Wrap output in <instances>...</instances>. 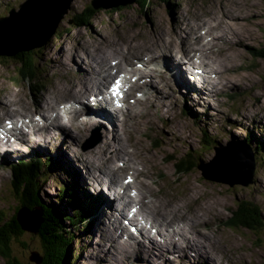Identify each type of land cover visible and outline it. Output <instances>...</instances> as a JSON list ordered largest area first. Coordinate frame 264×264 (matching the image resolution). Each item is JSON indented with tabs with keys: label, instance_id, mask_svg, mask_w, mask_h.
I'll return each instance as SVG.
<instances>
[{
	"label": "rangeland",
	"instance_id": "obj_1",
	"mask_svg": "<svg viewBox=\"0 0 264 264\" xmlns=\"http://www.w3.org/2000/svg\"><path fill=\"white\" fill-rule=\"evenodd\" d=\"M7 1L8 6H11L13 1L20 4L24 0H0V13L8 12L7 9L3 10ZM89 13L92 16L86 17L88 19L86 22L73 24L72 20L80 19L83 14ZM197 23L201 25L199 28H196ZM55 31V33H62L60 39L55 38V34H51L52 36L50 35L47 43L45 42L43 46L20 51V55L24 56L22 58L0 54V118L2 120L5 117H10L6 112H1L5 102H20L21 104L14 103L11 106L12 116L17 115V118H24V114L33 112L34 107H41L45 102L44 99L49 96L57 95V100L60 103L65 98L71 97L72 93L69 88L73 89L76 86L73 80L79 75L76 65L79 64L82 68L86 66L78 63L77 57L84 64L88 63V67L91 65V68L97 70L95 56L98 53L103 57V66L100 72L95 75L99 77L102 73V79H107L108 74L112 73L110 68L117 67L119 70L122 67L125 60L123 54L128 50L130 44H135L141 51L140 54L143 55L149 52V49H155L161 44L172 46L182 44L180 49H183L185 48L183 42L188 39L196 49L203 46L205 50H208L197 53L195 52L197 50L191 48V54L197 56L194 61L206 63L207 67L212 65L219 70L217 75L216 69L209 67L211 69L209 72H213L211 73L212 78L209 79L214 82L213 86L216 87V92H212L201 83L202 88L195 96H191L190 93L188 96L179 91L171 93L173 98L171 106L175 104L174 107L184 108L189 112L188 108L191 105L198 112L203 113L199 117L200 119L190 118L198 125V131L194 132L188 128V121L185 118L177 120L173 118L168 105L163 109L164 97L169 91L159 87L157 83H153L155 88H144L143 81H141L142 85L140 84V89L136 92L143 99V104L140 103L138 106L137 102L133 105L137 119L141 120L138 121L136 130L134 128L135 121L132 119L126 125V128L132 133L131 135L128 131L132 136L131 140L125 142L126 130L124 129L119 130L122 135H118V121L115 117L116 126L112 133L119 140L124 141L123 146L136 150V159L134 158L132 162L128 164L121 159L114 158L116 164L113 166L115 169L118 165L125 166L123 177L127 176L126 170L128 172L131 170L129 168H132L135 178L130 180L132 183L128 189L133 185L135 187L132 188L136 190H138L137 187L139 188L138 203L142 207V211H147L154 217V222L159 223L158 225L162 227H167V223L180 227L181 225L175 223L183 218L185 210L193 213L194 223L182 225L184 227L179 228L182 233L179 234L182 236L179 239L183 241H178V244L183 248L184 241L188 243L189 241H201L193 247L200 249V252L206 248L209 253L207 256L209 261L203 254L200 257L198 255L187 256L191 258L188 260L185 257L188 253H184V251L177 256H166V259L163 258V253L156 252L154 254L158 255L149 256L142 252L140 256L142 260H138L140 258L135 257L138 253L136 248H132L130 253L122 252V249L130 248L129 243H117L123 237L111 241L107 239L104 243L102 222L106 212L102 217L103 211L99 212V218L93 228L92 236L94 238L89 240L91 239L89 228L86 231L87 238L80 233L82 230L80 229V236L71 244V253L75 247H78L80 240V243L85 246L81 264H98L99 259H102L99 261L101 264H207V262L213 261L215 262L213 264H264V228L255 230L240 221L239 218L238 221L232 219V216L241 209L242 202L249 200L253 202L254 207H257L258 222L264 221V54L259 56V53L255 51L264 49V0H134L126 5L111 6L107 9L103 6L93 9L91 0H71L67 13ZM139 33L143 35L141 40ZM174 33L177 35L175 38L172 36ZM216 34L218 36L214 37ZM212 42L217 44L211 47ZM98 44L99 50L96 48ZM156 53L163 58L162 53ZM87 56L90 64L87 61ZM137 56L133 57L132 62L135 58L137 59ZM185 56L182 51L181 57L186 64ZM147 57L149 56L145 55L144 58ZM111 58L118 62L111 64ZM22 59L25 62H22ZM154 63L151 66L144 65L143 71L152 76L154 80H159V76L168 78L165 68L156 61ZM220 63L224 70L221 69ZM33 65L37 68L32 69ZM189 65L192 66L188 63L187 67ZM129 68H136V64H132ZM130 69L128 71H132ZM161 70L163 72L159 75ZM70 76H76V78L71 77V79ZM94 81L84 85V88H88ZM209 84L211 85V81ZM57 85L64 86L65 92L59 90ZM108 86L109 84L101 85V92L108 90ZM76 88L78 87L76 86ZM175 93H179L180 96ZM65 95L66 97H64ZM147 95L148 102L145 100ZM92 98L93 96H91ZM83 99L74 101L73 107L69 106L71 108L65 109L64 106L61 111L64 115L62 118L67 119L75 108L82 110L81 103L89 102V99ZM11 103L8 104V107ZM45 107L44 103L42 108ZM90 108L96 110L93 104H90ZM152 108L158 114L151 112ZM129 115L131 118L130 112ZM164 116L166 123L161 121V117ZM24 120L28 121L29 119ZM78 121L83 124L82 119ZM40 124L44 131L39 133V136H45L44 142L39 140V145L38 143L24 144L14 141L18 146L11 149V153L14 155L7 158L6 156L9 154H0V163L6 160V164L0 166V202L3 196L2 192L6 191V184L12 181V162L17 158L31 159L36 151H39L40 157L55 158V160L53 159L55 167H51L49 174L46 175L47 178L43 179L41 197L44 202L49 204L55 199L59 189L58 181L65 178L69 181L70 176L73 175L74 177L70 181L77 180L78 185L88 186L90 191L100 194L101 190L97 192L94 188L101 189L99 185H102V177L108 175L99 170H92L89 163L83 161V152L92 150L99 153L103 144L107 146L106 138L109 135H104V133H110V127L103 128L102 121L92 120L84 126L86 128L80 127L78 132L76 130L72 134L73 138L72 135L65 136L58 129L54 130L55 134L57 133L55 135L49 132L48 123L40 121ZM122 124L125 127L126 121ZM195 124L194 126H196ZM154 126H159L160 131ZM75 127L79 126L74 125L71 130L74 131ZM139 127H142L141 130ZM202 127L208 129L204 136L207 141L200 136ZM66 129L70 128L66 127ZM86 129L89 130L86 132ZM249 130H252V135H254L248 149L255 158L252 180L250 177H244L246 179L241 181L245 184L243 185L241 182L240 184H224L222 181L216 182L208 179L204 174V168L206 170L212 169L211 167L217 169L222 165L219 152L211 147L214 145L211 142L220 140V144L234 147V153L237 151L241 157L245 158L243 152L246 151V148L243 149L239 144L242 145L243 142L247 145L244 136ZM33 133H36V129ZM154 136L160 138L155 141L160 145L159 149L150 143L153 142ZM92 137L97 146L95 148H89L92 143L87 141ZM2 147L0 145V150ZM191 150L190 158H187V161H181L183 165H180L181 173H178L177 160L174 161L171 158H179ZM15 153L23 154L14 157ZM139 154L147 155L149 159L139 162L137 160ZM166 157L170 159L167 160ZM216 160L218 163H215ZM198 161L200 162L199 166ZM238 165L240 164L231 163L229 170L230 168L232 170L228 175L237 173ZM42 169L44 168H40L41 171ZM87 169L90 174L87 173ZM91 175L96 178L91 179ZM134 180L135 182H133ZM142 180L156 191V194L152 196L157 201L150 200L149 202L148 197H151V193L144 188ZM145 192H147V196ZM107 196L109 195L106 194V200H108ZM89 201L93 203L92 199ZM162 205L165 206L160 207ZM5 206L9 205L5 204ZM2 207L0 204V208ZM14 210L15 208H13ZM159 212L161 215H158ZM177 213L181 215L178 217ZM168 215L172 216L166 220ZM259 217H261L260 220ZM123 223L125 224V220ZM125 229L128 230V227ZM160 232L166 234L165 236L169 234L165 231ZM26 233L29 246L25 248L18 245L17 247V255L21 260L24 258L29 260V256L33 254L35 248L40 247L36 237L33 238L31 232ZM189 234H192L193 237L191 238ZM130 238L132 240L129 239V241L132 245L138 241L132 235ZM158 241H162V239L160 238ZM175 242L174 239V244ZM208 243L213 246L209 247ZM188 246L183 249H188ZM117 249H121L119 255L115 253ZM77 253L75 254L76 259ZM159 256L162 257L157 259L156 257ZM4 263V258L0 255V264Z\"/></svg>",
	"mask_w": 264,
	"mask_h": 264
},
{
	"label": "bare ground",
	"instance_id": "obj_2",
	"mask_svg": "<svg viewBox=\"0 0 264 264\" xmlns=\"http://www.w3.org/2000/svg\"><path fill=\"white\" fill-rule=\"evenodd\" d=\"M122 5H126V4H122ZM118 6H120V5H118ZM200 26H201L200 23H197L196 28H199ZM219 26H220V24H219ZM219 32H221V31H219ZM172 36L174 38L177 37V35L175 33L172 34ZM217 36L218 35L216 34L214 37H217ZM142 37H143V35L141 33H139V39L140 40L142 39ZM216 44L217 43L212 42L210 46L212 47ZM178 45L179 46H177V44H175V46H172L170 44H161V45L157 46L155 49H149V52H153V53H149L146 51L147 53L142 55V54H140L141 51L137 49L135 44H130V47L128 48V50L123 54V58L125 60L123 61L122 67L119 68V70L117 67L110 68V70L112 71L113 74L109 73L107 79H102V73L99 77H97L95 75V73L100 72V70L103 66V57H101L98 53L95 56V62L97 63V66H98L97 70L94 68H91V65H89V67H88L87 66L88 63L84 64V62L79 61V58L77 57L78 63H81L83 66H85V65L86 66H85V68H82L81 66H79V64H77L76 70H77V73L79 74L78 77L77 78H76V76H70L69 77V78L72 77L73 79L76 78L73 81H75L74 84L78 87V88H76V86H75L74 88H76V89L69 88V90L71 91L70 93H72L71 97L65 98L64 101H62L60 103L57 100L58 99L57 95L49 96V98L44 99V101H45L44 103L46 105L45 108H42V106L44 104L43 103L41 107H34L33 112L28 113V114H24L23 116L26 118H29L30 116H32L34 114H37V113L40 114V112H43L42 117L44 119H47L50 122H53V124H51V126L59 127L60 132L63 130L65 133V136L72 135L76 132L77 128L80 127V124H79L80 122L78 121L79 119H82L83 126L88 125L90 121L94 120L97 122L102 121V127L103 128L110 127V129H109L110 133L105 132V134L109 135L108 138H106V140L108 142L107 146H106V144L105 145L103 144L102 149L100 150L99 153H95L92 150L90 152H86V151L83 152V154H84L83 155L84 156L83 161L88 162L89 166L91 167L92 170H99V171H102V173H105L106 175H108L107 177H102V180H101L102 185H99V187L102 186V188H101L102 192H104L106 194L105 191L107 190V194L109 195V196H107L108 200H102L103 203L101 204L100 210H99V211H103L102 217H103L104 213L106 212L105 219L102 222V239H103L104 243L106 242L107 239L109 241H111L112 239L114 240V239L119 238V237H121V239H122V237H123L122 240H120V241L117 240L118 241L117 243H119V244L129 243L130 248L126 247L125 249H122V252L130 253L132 251V248H136V250L138 251V253L135 256L136 258H140L142 252H143V254L145 253V254H148L149 256H153V255L156 256L158 254H154V253L158 252L159 254L163 253L164 254L163 258L166 259V256H168V257L170 255H176L177 256V255H180L184 251V253H188L185 255V257L188 260H190L191 258H188L187 256H191V255L197 256L198 255L200 257V255L203 254L207 258V261H209V259L207 257L209 255V253H208L206 248H204L200 252V249L193 247L201 241H189V243L184 241L183 248L187 247L188 245L191 246V247L188 246V249H183L177 243L178 241H183L182 239H179V237H182L179 235V234H182L179 231V228H182L185 225H192L194 223L193 222L194 221L193 213L187 212L188 210L183 209L186 211L185 215L183 216V218L179 222L175 223L177 225H181L180 227L173 226L171 224L169 225V223H167V227H162L161 225H158L159 223L154 222L153 216H151L147 211H145V212L142 211V207H140V205L138 203V199L140 197L139 188L137 187V189L139 190L138 191V190L132 188V187H135V185H133L130 189H128V187H130L131 183H132V182L130 183V180L132 178H135L132 168L130 167L129 169H131V170L128 172L126 170L127 176L125 175L123 177L125 166L118 165L116 169L113 166L114 164H116V162L114 161V158L121 159L128 164L130 162H132L134 160V158L136 159V157H135L136 150L135 149H129L128 147L123 146L124 141L119 140L117 137L114 136V134L112 135V133H113L115 126H116V122H114V117H115V119L118 121V135L121 136L122 132L120 134L119 130L124 129V130H126L125 142L128 141L129 139L131 140L132 133H131V131H129L126 128V125L130 122L129 120L132 119L133 121H135L134 128L136 130V128L138 127V121L141 120V119H137V116L135 115V111H133V109H134L133 105L134 104H137V102H138V106L140 105V103L143 104V99L141 97H139L137 95L138 92H136L138 89H140L141 81H143V85L142 84L141 85L144 86V88L145 87L146 88H150V87L155 88L153 83H157V85L159 87L165 88L167 91H169L170 94L172 92L179 91V92L186 93L188 96H189V93L191 96L192 95L195 96L196 93L200 92L199 89L202 88L201 83H203V85L208 87V89L211 90L212 92H216V87L213 86L214 82L212 81V79H209V81H211V85L210 84L207 85L206 81H208V80L206 78L205 79H203L202 77L200 78L199 75H196L195 73L194 74L188 73L186 71L184 62L182 61V57H181V53L183 51L185 53V55L189 59H191V61H194V59L197 58V56H194V54H191V52H190L191 48L197 50V51H195L197 53H200L203 51L207 52L208 50H205L203 48V46H200V47H198V49H196L193 44H190L188 39H186V41L183 42V45H185V48L180 49L182 44L181 45L178 44ZM96 48L99 50V44L97 45ZM156 52L162 53L163 58L159 57ZM171 53L173 54V56ZM137 54H140V55L137 56ZM145 55H148L149 57L144 58ZM134 56L135 57L137 56V59L135 58L134 61L132 62V59ZM111 60H112L111 64L118 62V60H114L113 58H111ZM87 61L90 64V60H89L88 56H87ZM154 61L160 63L169 72V75L170 74L172 75V76L170 75V77L173 80V82H171V80L168 78H162V76H159V80L158 79L154 80L152 78V76L147 75V73H145L141 67H136L134 69L129 68V66H131L132 64H144V65H150L151 66L154 63ZM193 63L197 64V66L200 68L203 67V69L205 70L204 73L207 74L209 78H212L211 73H213V72H209L211 70L209 67H214V66L209 65L207 67L208 64L202 63V62H193ZM193 63L191 62V64H193ZM86 67H88V68L86 69ZM220 67H221V69L224 70V68L221 66V63H220ZM214 68L216 69L215 73L218 75L219 70H217V67H214ZM128 69H130L132 71H128ZM87 70H89V72H86ZM116 74H119L120 77H117V76L115 77ZM136 75H138V76H136ZM144 76H146V77H144ZM147 76H149V77H147ZM140 78H142V79H140ZM93 80H95L93 84H91L88 88H84V85H88V83L92 82ZM117 82H119L118 86H117ZM56 83H58V82H56ZM108 84L116 88L114 91L115 94L113 93L110 95V93L108 94L107 92H104V91H108L110 89L102 90V94H100L99 97L97 96L92 101L81 103V105L83 106L82 110L77 109V108H75L73 110L72 117L71 118L69 117V119H67L69 121V123L72 125L67 123L68 125L66 126V122L64 123V121H61L62 116H58V115H59L60 110L64 106H65V109L71 108V107H73L72 105H73L74 101L81 99V98H86L91 92H94V91H98L100 93V86L101 85L102 86L108 85ZM171 85H174V86L172 88H169L168 86H171ZM179 87H181V88H179ZM57 88L59 90L64 91V86H62V85H57ZM58 89H56V90H58ZM51 91H52V88H51ZM151 94H153V93L151 92ZM175 94L180 96L179 93H175ZM64 97H66V95ZM115 98L119 99V103H120V100H122L123 101L122 103L124 105L117 107L116 103H115ZM145 100H147V102H148V95H147V99H145ZM164 102H165V105L162 106V107H164L163 109H165L166 108L165 106L168 105V102L166 100H164ZM9 103H11V102H9ZM9 103L5 102L4 103L5 106H3L2 110H1V112H6L7 114L10 115V117H5L3 120L0 118V130L4 134H6L7 132H13V131H15V132L19 131L20 132L22 127H23L20 124V122L18 121L17 115L12 116V110H11V106L14 103H18V104H21V103L18 101H13L8 107ZM56 103L58 105H55ZM161 103L159 104V106L161 105ZM65 104H68V105H65ZM90 104L91 105L92 104H98V105L94 106V108L97 111L90 108ZM69 106H71V107H69ZM120 112H121V114H120ZM129 112L131 114V118H129V116H130ZM151 112L158 114V112H155L154 109ZM100 118H102V120H99ZM125 121H126V124H125V127H123L122 123ZM133 121H131V122H133ZM186 121H188V120L186 119ZM30 124H31L30 129H32V133L36 129V133H33V134H37L38 133L37 127H36L37 120L30 119ZM74 125H76V126L78 125L79 127H75L74 131H72L71 129H73ZM68 126H71L70 129H66V127H68ZM92 126H93V124L91 125V127ZM154 127L160 131L159 126H154ZM141 128L142 127H139L140 130H141ZM205 129H207V128H205ZM54 130L55 129L52 128L49 130V132H52L53 134H55ZM128 131L131 133V135ZM251 131L252 130H249V132H251ZM20 133H22V132H20ZM251 134H252V132H251ZM55 135H57V133ZM72 137L74 138V135H72ZM253 137H254V135H253ZM35 142H36V140H35ZM246 152H247V149L245 152H243L245 158L242 157V159H244V160H246ZM239 155H240V153H239ZM49 159L52 160L53 158H49ZM147 159H149V157L147 155L142 156V154H139L137 157V160L139 162H142V161L147 160ZM248 170H250V169L247 168V171ZM87 173H89L88 169H87ZM253 173L254 172L252 171V174L250 177L251 180H252ZM93 178H96V177L94 175H91V179H93ZM62 181L64 184L65 183L64 180H62ZM71 182L74 184V182H76V181L72 180ZM133 182H135V180ZM143 184H144V188L151 193L150 194L151 197H148L149 202H150V200L157 201L152 196V195L156 194V191L152 187H150L149 185H146L144 181H143ZM137 185H138V180H137ZM192 188H195V187L192 186ZM94 189L96 190L99 188H94ZM187 194H189L188 191H187ZM145 195L147 196V192H145ZM164 206L165 205H162L160 207H164ZM158 215H161V213L159 212ZM176 215L179 217L181 214L177 213ZM135 216H137L138 218H135ZM171 216L172 215H168L166 220H169ZM123 218H124V220H127L129 222V224H127V225L131 229H139L143 233V239H140V238L132 235L130 230L125 229L126 226L124 223H122L124 221ZM182 225H184V226H182ZM158 227H159V229H158ZM156 229H157V231H156ZM150 231L156 232V234H153ZM160 231H165L166 233H169V234H167V236H165L166 234H163ZM192 232H194V230H192ZM131 235L135 239L138 240V241L134 242L133 245L130 244L131 242L129 241V239L132 240L130 238ZM113 236H115V237H113ZM174 236H175V238H174ZM189 236L191 238L193 237L192 234L191 235L189 234ZM171 237H173V239H171ZM160 238L162 239V243L158 241V239H160ZM174 239L176 241L175 244H174ZM208 244H209V247L213 246L210 243H208ZM120 250L121 249L115 250L116 255H119ZM122 257H123V255H122ZM161 257L162 256H159L156 258L160 259ZM116 258H118V257H116ZM138 260H142V259L140 258ZM208 263L209 262H207V264ZM213 263H215V262L213 261V262H210L209 264H213Z\"/></svg>",
	"mask_w": 264,
	"mask_h": 264
},
{
	"label": "trees",
	"instance_id": "obj_3",
	"mask_svg": "<svg viewBox=\"0 0 264 264\" xmlns=\"http://www.w3.org/2000/svg\"><path fill=\"white\" fill-rule=\"evenodd\" d=\"M88 16H92L91 13L83 14L80 19L72 20V18L71 20L73 24H81L88 20L86 19ZM73 26L75 27V25ZM56 35L61 37L62 33L58 32ZM258 53L264 54V49ZM15 56L18 59L24 57L20 55V52ZM22 61L25 62L23 59ZM31 68L33 69L34 65ZM51 163L53 162L35 159L23 163L18 169L12 171L14 178L6 186V193L0 202L3 206L0 208V255L6 264H35L33 261L31 262V255L29 260L25 258L21 260L17 255L18 245L25 248L29 246L27 233L21 228L17 219V212L23 206L32 208L33 205H36L44 209V226L38 233H32V237L35 236L37 243L40 244L38 249L43 257L41 264L74 263L71 257L75 253L73 250L71 253V244L77 240L80 229L85 230L86 227L88 229V225H92L90 217L98 205L95 201L91 203L89 201L91 195L83 192L75 182L74 184L71 182L72 180L69 182L65 180L64 184L62 181L55 199L49 204L44 202L41 190L43 179H46V175L50 172ZM40 168L44 169L41 171ZM5 204L9 206H5ZM13 208H15L14 211ZM256 208L252 201L246 200L242 202L241 209L232 216V219L238 221L239 218L240 221L255 230L263 229L264 221H261V217H259L261 222H258ZM73 258L76 259V257Z\"/></svg>",
	"mask_w": 264,
	"mask_h": 264
},
{
	"label": "water",
	"instance_id": "obj_4",
	"mask_svg": "<svg viewBox=\"0 0 264 264\" xmlns=\"http://www.w3.org/2000/svg\"><path fill=\"white\" fill-rule=\"evenodd\" d=\"M134 0H93L95 7H110L128 4ZM71 0H29L21 5L20 10L13 11L9 16L0 19V54L13 56L20 51L31 50L42 46L49 36L53 34L60 21L67 13ZM22 31V32H21ZM246 160L239 153H234V147H224L219 150V158L222 165L219 168L204 169L208 179L223 183H240L251 177L254 170V159L246 147ZM216 159V158H215ZM215 163H218L216 160ZM239 170L235 174H229V165ZM229 164V165H227ZM247 168L250 170L246 171ZM247 176V177H246ZM246 177V178H244ZM243 179V180H242ZM243 183V182H241ZM6 192H2L5 195ZM17 219L25 232L38 233L44 226V209L41 206H23L17 212ZM35 264H41L43 257L38 249H35L30 257Z\"/></svg>",
	"mask_w": 264,
	"mask_h": 264
},
{
	"label": "snow or ice",
	"instance_id": "obj_5",
	"mask_svg": "<svg viewBox=\"0 0 264 264\" xmlns=\"http://www.w3.org/2000/svg\"><path fill=\"white\" fill-rule=\"evenodd\" d=\"M119 82H117V86H118Z\"/></svg>",
	"mask_w": 264,
	"mask_h": 264
}]
</instances>
